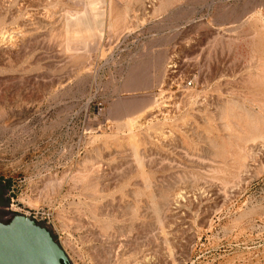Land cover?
<instances>
[{"label":"rangeland","instance_id":"obj_1","mask_svg":"<svg viewBox=\"0 0 264 264\" xmlns=\"http://www.w3.org/2000/svg\"><path fill=\"white\" fill-rule=\"evenodd\" d=\"M1 36L0 221L71 264H264V0H0Z\"/></svg>","mask_w":264,"mask_h":264},{"label":"water","instance_id":"obj_2","mask_svg":"<svg viewBox=\"0 0 264 264\" xmlns=\"http://www.w3.org/2000/svg\"><path fill=\"white\" fill-rule=\"evenodd\" d=\"M0 264H71L52 232L37 220L15 214L0 221Z\"/></svg>","mask_w":264,"mask_h":264},{"label":"bare ground","instance_id":"obj_3","mask_svg":"<svg viewBox=\"0 0 264 264\" xmlns=\"http://www.w3.org/2000/svg\"><path fill=\"white\" fill-rule=\"evenodd\" d=\"M88 1H89V0H88ZM99 1H100V0H99ZM95 2H96V0H95ZM97 3H98V2H97ZM90 4H92V3H90ZM98 4H99V3H98ZM86 5H87V4H86ZM86 5H85V6H86ZM93 5H94V2H93ZM96 5H97V4H96ZM97 6H99V5H97ZM92 7H94V6H92ZM84 8H85V7H84ZM85 9H86V11L82 12V14L80 13L81 15H79V14L77 15V14H76V17L78 16V18L81 20L80 22H81V23H84V22H85V23L87 24L86 27H88V28L91 29V27H92V26H91V21H92V18H91V17H93V16H90V14H89L90 12L88 11V8H87V7H86ZM90 9H91V8H90ZM97 9H98V8H97ZM92 11H93V9H92ZM92 11H91V14H93V13L95 14V13H96V12H94V11H93V13H92ZM99 11L101 12V10H99ZM98 14H99V13H98ZM100 14H101V13H100ZM98 16H99V15H98ZM100 16H101V15H100ZM93 18L95 19L96 17L94 16ZM98 19H99V18H98ZM76 20H77V19H76ZM82 21H83V22H82ZM94 21L98 23V21H96V20H94ZM99 21H100V20H99ZM101 22H103V21H101ZM97 23H95V25H96ZM100 24H101V23H100ZM100 24L98 23L97 25H100ZM92 25H93V24H92ZM95 25H94V26H95ZM97 25H96V26H97ZM101 25H102V24H101ZM90 29H88V30H90ZM96 29H97V28H96ZM91 31H92V29H91ZM91 31H90V32H91ZM96 31H97V30H96ZM82 32H83V31H82ZM90 32H88V34H89ZM94 32H95V31H94ZM91 33H93V31H92ZM82 34H83V33H82ZM84 34H85V33H84ZM100 35H101V34H100ZM93 36H94V35H93ZM0 38H2V36H1ZM4 38H5V36H4ZM90 38H91V37H90ZM93 38H94V37H93ZM93 38H92V39H93ZM95 38H96V37H95ZM1 40H3V39H1ZM85 40H86V39H85ZM86 42H87V41H86ZM87 44H88V42H87ZM88 45H89V44H88ZM164 92H165V91H164ZM163 94H164V93H163ZM168 105H169V104H168ZM157 115H158V114H157ZM154 116H155V115H154ZM130 132H131V131H130ZM164 136H165V135H164Z\"/></svg>","mask_w":264,"mask_h":264},{"label":"built area","instance_id":"obj_4","mask_svg":"<svg viewBox=\"0 0 264 264\" xmlns=\"http://www.w3.org/2000/svg\"><path fill=\"white\" fill-rule=\"evenodd\" d=\"M24 215L29 216V215H31V214H30V213H27V214L25 213ZM33 217H34L35 220H37L36 216H33ZM37 221L39 222V220H37ZM39 223H40V222H39Z\"/></svg>","mask_w":264,"mask_h":264}]
</instances>
